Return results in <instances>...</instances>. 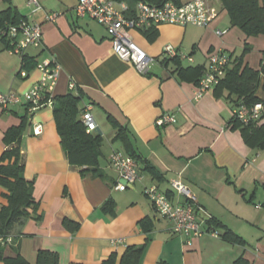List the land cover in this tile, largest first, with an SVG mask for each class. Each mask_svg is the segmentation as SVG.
Segmentation results:
<instances>
[{
	"label": "crops",
	"instance_id": "crops-1",
	"mask_svg": "<svg viewBox=\"0 0 264 264\" xmlns=\"http://www.w3.org/2000/svg\"><path fill=\"white\" fill-rule=\"evenodd\" d=\"M38 2L39 7L28 0H0V14L10 10L43 29L42 45L23 55L0 50V92L28 91L41 79L37 64L55 58L62 69L53 96L82 94L81 106H92L97 123L92 133L102 137V152L96 171L75 165L61 142L53 106L32 112L25 102L7 109L0 105V162L5 132L24 119V173L34 181L39 202L38 210L13 230L14 241L3 245L4 255L37 264L38 251L46 249L57 253L61 264H103L114 254L120 264L127 247L143 245L139 264H236L240 257L264 264V147L247 144L241 128L232 125L235 104L226 89L215 86L196 99L199 81L179 76L174 62L161 63L167 45L192 55L193 61L179 57L183 67L205 66L211 51L220 48L231 57L230 69L248 44L244 62L259 69L264 34L247 36L219 13L208 27L162 23L131 29L136 44L158 59L143 74L115 53L103 25L76 15L78 0ZM54 12L59 16L48 21L47 14ZM219 27L229 32L218 35ZM22 70L28 73L23 76ZM257 95L264 101L262 86ZM165 112L174 113L175 121L158 126L155 120ZM257 123L264 124V115ZM36 125L43 127L38 135ZM113 151L140 161V178L126 190L115 188ZM174 179L195 195L201 217L215 219L203 225L206 230L229 229L243 243L207 231L188 245L175 235L145 195L154 184L173 202L182 201L171 187ZM6 193L0 188V206L8 203ZM0 264L6 262L0 259Z\"/></svg>",
	"mask_w": 264,
	"mask_h": 264
},
{
	"label": "built area",
	"instance_id": "built-area-1",
	"mask_svg": "<svg viewBox=\"0 0 264 264\" xmlns=\"http://www.w3.org/2000/svg\"><path fill=\"white\" fill-rule=\"evenodd\" d=\"M215 0H186L177 3L167 0L162 5H156L145 1H140L133 14H130V7L125 0H78L75 8L78 17H89L95 19L103 25L112 41L115 53L123 60L131 62L138 72L146 74L149 72L157 58L150 56L145 50L139 47L133 40L131 29H145L153 25L162 23L178 25H195L208 27L218 17L215 7ZM29 5L39 7L38 0H28ZM59 13L47 14L48 21H54ZM43 29L41 24L30 22L27 18L19 23L7 24L0 29L11 42L8 49L11 53L23 55L31 47L42 45ZM218 35H224L223 30H217ZM164 53L165 58L180 57L193 61L192 55L178 53L175 47L167 45ZM231 57L225 50L216 49L211 51L208 62L203 70V75L198 82L195 98L199 99L204 92L220 84L225 77L230 66ZM41 71V79L23 94L0 92V105L7 109L11 104L25 102L30 111L38 110L45 106L54 105L53 91L60 77L62 66L57 60L45 59L37 64ZM25 76L28 72H20ZM71 88L75 87V82L70 83ZM91 105H86L83 113V121L88 132H93L97 128V123L91 113ZM264 115V103L258 102L253 106L244 103L235 104L233 108V119L240 121L243 125L252 122H259ZM158 126H164L175 121V114L165 112L156 120ZM42 125H36L34 133H42ZM140 161L130 154L121 151H113L110 155V163L117 172L118 181L116 189L126 190L129 184L135 183L140 178ZM171 187L184 199L180 202H173L166 192L159 189L157 185H150L145 188V195L150 199L156 211L171 222V230L175 235L185 238L188 245L192 244L194 238L200 237L207 231L214 237H220L215 230H206L203 225L207 219L200 216L202 210L196 202L195 195L190 188L180 179L171 181ZM259 206V205H258ZM3 244L13 242V235L0 240Z\"/></svg>",
	"mask_w": 264,
	"mask_h": 264
},
{
	"label": "trees",
	"instance_id": "trees-1",
	"mask_svg": "<svg viewBox=\"0 0 264 264\" xmlns=\"http://www.w3.org/2000/svg\"><path fill=\"white\" fill-rule=\"evenodd\" d=\"M140 1L162 5L167 0H125L133 14ZM180 3L182 0H173ZM223 7L227 10L230 24L237 26L247 36H258L264 34V0H221ZM26 17H18L14 12L3 11L0 14V29L7 24L19 23ZM10 40L0 33V50L9 49ZM251 49L246 44L244 54ZM244 54L238 57L232 68L228 69L225 77L221 80L217 88L226 89L231 95L234 104L244 103L253 106L258 102H264L258 95V89H264V56L261 66L255 69L244 62ZM25 58V57H24ZM170 62L178 66L177 73L181 77H186L192 81H199L203 75L205 66L183 67L179 57L164 58L161 63L168 65ZM54 117L61 142L71 163L79 166H86L85 169L96 171L98 158L102 149V137L99 134L88 132L83 121L85 108L81 106L82 94L67 93L53 96ZM232 125L241 128L243 137L247 144L251 146L264 147V124L252 122L243 125L240 121L232 118ZM25 120L22 123L10 126L4 134L5 150L0 162V188L7 189L5 194L8 203L0 206V240L9 235H13V230L17 225H22L26 219L32 216L39 208V202L35 199L34 181L25 177V160L20 144L23 137ZM134 156L133 154H130ZM135 157V156H134ZM83 169V170H85ZM213 225L215 219L209 220ZM221 237L232 242L243 243L237 234L229 229L220 234ZM3 243L0 241V259L6 264H26V260L20 255L17 257H6L4 255ZM144 246H129L121 258L120 264H139ZM37 264H61L57 253L41 249L38 251ZM103 264H116V258L111 255ZM159 264H168L160 261ZM236 264H251L247 259L240 257Z\"/></svg>",
	"mask_w": 264,
	"mask_h": 264
},
{
	"label": "rangeland",
	"instance_id": "rangeland-1",
	"mask_svg": "<svg viewBox=\"0 0 264 264\" xmlns=\"http://www.w3.org/2000/svg\"><path fill=\"white\" fill-rule=\"evenodd\" d=\"M220 4H221V2H220ZM220 4H219V1H218V3H217V7H216L217 12H218L219 15H221L222 17L224 16V18H223L224 21L229 22V16H228V14L226 13V11L222 9V6H221ZM199 27H200V26H199ZM218 29L223 30V31L225 32L224 34H226V33L229 32V29H228V28H225V27H219ZM186 63H188V61H184V64H186Z\"/></svg>",
	"mask_w": 264,
	"mask_h": 264
},
{
	"label": "water",
	"instance_id": "water-1",
	"mask_svg": "<svg viewBox=\"0 0 264 264\" xmlns=\"http://www.w3.org/2000/svg\"><path fill=\"white\" fill-rule=\"evenodd\" d=\"M129 185H133V184H129Z\"/></svg>",
	"mask_w": 264,
	"mask_h": 264
}]
</instances>
